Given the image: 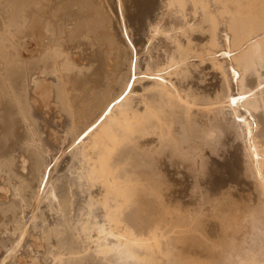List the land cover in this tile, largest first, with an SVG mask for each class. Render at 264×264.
<instances>
[{"label": "bare ground", "instance_id": "6f19581e", "mask_svg": "<svg viewBox=\"0 0 264 264\" xmlns=\"http://www.w3.org/2000/svg\"><path fill=\"white\" fill-rule=\"evenodd\" d=\"M0 264H264V0H0Z\"/></svg>", "mask_w": 264, "mask_h": 264}]
</instances>
